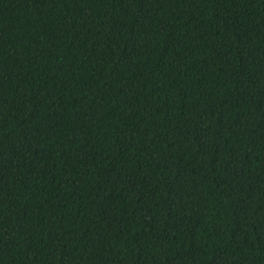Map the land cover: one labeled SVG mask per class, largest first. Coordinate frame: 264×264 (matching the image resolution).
Here are the masks:
<instances>
[{
    "label": "trees",
    "instance_id": "trees-1",
    "mask_svg": "<svg viewBox=\"0 0 264 264\" xmlns=\"http://www.w3.org/2000/svg\"><path fill=\"white\" fill-rule=\"evenodd\" d=\"M0 264H264V0H0Z\"/></svg>",
    "mask_w": 264,
    "mask_h": 264
}]
</instances>
